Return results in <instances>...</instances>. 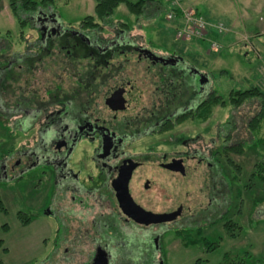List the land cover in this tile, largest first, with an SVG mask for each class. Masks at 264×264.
<instances>
[{"label": "flooded vegetation", "instance_id": "1", "mask_svg": "<svg viewBox=\"0 0 264 264\" xmlns=\"http://www.w3.org/2000/svg\"><path fill=\"white\" fill-rule=\"evenodd\" d=\"M119 23L105 38L99 32L44 22L31 47L25 42V52L12 57L7 71L0 69V116L20 121L35 137L23 153V166V156L9 158L14 160L0 177L17 178L50 166L63 191L57 215L65 233L59 243H68L65 237L74 221L77 231L89 234L88 240L75 236L71 243H99L86 264L93 263L98 247L106 252L108 264L116 249L127 254L126 243H153L160 250L166 221L176 226L174 231L200 228L209 242L218 243L220 236H208L236 215L222 206V199L224 165L231 163L226 154L240 143L234 135L225 138L223 123H216L214 135L206 137L208 104L224 105L211 75L179 56L146 48ZM45 55L56 59L50 82L32 79L42 70L39 61ZM99 55L104 62H98ZM253 117L246 128L254 143L249 127ZM192 120L203 124L202 133L182 132L165 140L164 145L183 149L157 150L163 145L158 141L162 134ZM181 179L186 185L183 209L172 207L169 218L161 221L165 217L158 212L159 183L175 185ZM121 200L131 207L130 213L121 208ZM45 213L51 214L49 208Z\"/></svg>", "mask_w": 264, "mask_h": 264}, {"label": "rangeland", "instance_id": "2", "mask_svg": "<svg viewBox=\"0 0 264 264\" xmlns=\"http://www.w3.org/2000/svg\"><path fill=\"white\" fill-rule=\"evenodd\" d=\"M184 3L183 6H188L187 1ZM193 4L214 20L209 22L202 15L207 22H224V33H213L214 41L222 47L219 51H209L201 41L178 40L175 37V29L165 20L163 10H156V7L154 9L151 2L147 3L145 14H141L137 20L129 14L124 4H120L105 20L99 33L108 38L111 35L108 33L114 30L119 22H123L127 27H121L131 36L138 37L139 43L146 48L165 55L179 56L186 63L202 69L201 72L211 75L214 89L223 96L225 102L222 106L216 103L209 105V133L206 137L214 135L216 123H223L225 138L228 134L234 135L235 143H240L243 148L242 155L227 153L232 164L225 162L224 165L223 190L226 200L222 199V206L236 212L233 232L229 236L219 225L213 234L208 236L212 239L220 236L214 249L208 250L204 243L185 247L175 237L176 226L166 221L164 227H161L163 243H158L160 250L156 249L153 243H126L127 254L122 253L121 249H116L117 255L111 257V264H193L197 259L201 264H224L226 256L242 253L248 254L247 264H264V185L257 176L252 175L254 165L264 162V145L256 141L250 142L252 136L246 128L247 120L258 112L259 101L262 99L246 101L235 109L226 101L228 94L236 89L256 86L264 92V0H196ZM93 6L94 0H53L49 6L42 7L38 14L32 16V23H26L21 33L20 25L9 10L8 0H0V69L7 71L12 57L24 53L27 44V47H31L29 43L34 42L37 37L39 25L53 22L58 26L80 29L79 23L85 16L92 15ZM153 10L158 13L154 14ZM27 15L28 13L23 14L24 17ZM34 50L36 51L35 46L32 51ZM129 61L134 63L132 59ZM39 63L43 65L42 70H36L32 79L42 77L52 81L50 78L56 72V59H47L45 55ZM46 65L48 66L43 71ZM231 114L235 117L231 118ZM19 124L20 121L9 119L7 115L0 116V171L6 172V166L9 169L15 157L23 156L24 151L32 147L34 133L27 132ZM201 127L203 124L195 123L194 120L179 123L168 134L159 137L158 141L163 145L157 150L164 152L183 149L180 146L164 145L165 140L182 132L190 135L202 133ZM228 127H233V131H228ZM251 131L255 140L264 138V121ZM49 141L50 139L43 141V148ZM13 157L10 162L9 158ZM21 158L19 167H22L27 159L25 156ZM10 172L11 170L7 171L8 174ZM56 177L50 166L33 168L17 178L11 175L0 177V195L7 208L6 214L0 212V264H86L94 247L99 244L71 243L75 236L88 240L89 232L82 231V234L77 231L78 223L75 221L71 223L73 226L65 237L68 243H59L65 231L64 227L59 225L57 215V204L63 198V191L59 190ZM183 180L181 179V183L174 182L175 185L159 183L158 212L160 217H165L164 220L169 218L172 207L174 210L183 209V198L186 196ZM197 185L196 180L192 185L193 192ZM198 197L196 201L200 200ZM202 201L205 205L206 200ZM68 202L69 200H66L64 205ZM173 202L175 206H172ZM226 202L228 204H225ZM46 208H49L51 214L45 213ZM18 211L30 216L31 220L27 225L19 222L16 216ZM86 214L87 212L84 213L85 217ZM83 235L86 237H82ZM120 244L123 243H115ZM100 245L104 246L105 243ZM135 249H138V252Z\"/></svg>", "mask_w": 264, "mask_h": 264}, {"label": "trees", "instance_id": "3", "mask_svg": "<svg viewBox=\"0 0 264 264\" xmlns=\"http://www.w3.org/2000/svg\"><path fill=\"white\" fill-rule=\"evenodd\" d=\"M151 1L152 0H138L136 2H132L130 0H94L92 15L85 16L79 23V28L85 31L99 32L103 28L105 24V20H107L114 13L116 8L120 4H124L129 14L133 15L134 18L137 20L141 14H145V12L147 11L146 8L147 3ZM52 2L53 0H8L9 10L12 16L14 17V19L16 20V22H18V25H20L21 33L26 23H32V19H31L32 16L38 14L42 7L49 6ZM156 6H154V9ZM156 9H159V11L160 10L164 11V8L161 9L156 7ZM25 13H28V15L24 17L23 14ZM119 24L121 26H124L125 28L127 27V25H125V23L123 22H120ZM97 58H98L97 60H99L98 62L101 63L104 62V58H105L104 55H99L97 56ZM257 98H261L262 100L259 101L258 112L253 117L252 121H250L249 127L251 129L256 128L261 121H264V92L256 86H250L249 88H245V89L232 90L228 94L226 99L229 105L233 109H235L241 107L246 101H250L252 99H257ZM224 102L225 99L223 98V103ZM210 104L211 103L208 104V107ZM208 110L209 108L207 109V111ZM255 141L256 143L262 142L263 144L264 138H259V139L257 138ZM228 149L234 152L235 154H240V155L243 154V148L241 144L230 147ZM231 164L232 163H230V165ZM252 175L257 176L261 181V183L264 185V162L256 163L254 165ZM0 212L4 214L7 213V208L4 205L1 195H0ZM16 216L22 225H27L31 220L30 216H27L22 211H18L16 213ZM234 225H235V221H228L224 225V229L226 230L227 235L229 236L232 235ZM174 232H175V237H177L182 242L181 244L185 247L200 245L201 243H204L205 246L208 247V250H211L214 249L215 246H217L216 242L213 243L209 242L204 237L200 228L191 227L180 230L177 229ZM1 245H2V241L0 240V247ZM247 261H248V254L242 253V254H236L235 256H228V257L226 256L223 260V263L247 264ZM201 263L202 262L199 259H197L196 261H194L193 264H201Z\"/></svg>", "mask_w": 264, "mask_h": 264}, {"label": "built area", "instance_id": "4", "mask_svg": "<svg viewBox=\"0 0 264 264\" xmlns=\"http://www.w3.org/2000/svg\"><path fill=\"white\" fill-rule=\"evenodd\" d=\"M166 9L164 17L170 23L175 22V37L182 41L204 40L208 43L209 51L220 50L219 44L208 35L209 29L221 34L225 31L221 21L209 23L205 18L191 7L182 5V0H165Z\"/></svg>", "mask_w": 264, "mask_h": 264}, {"label": "crops", "instance_id": "5", "mask_svg": "<svg viewBox=\"0 0 264 264\" xmlns=\"http://www.w3.org/2000/svg\"><path fill=\"white\" fill-rule=\"evenodd\" d=\"M153 1V2H152ZM151 1V3H153V5L154 6H156V4H157V6L156 7H158V8H164L165 7V1H163V0H152ZM185 1H187V5L188 6H190V7H193V8H195V9H197L198 10V12H200L202 15H204L205 17H206V19L209 21V22H214V20H211V17L210 16H206L205 14H203L193 3L196 1H194V0H183V4L185 5ZM157 10V9H156ZM153 11H155V10H153ZM154 14L155 13H158V11H155V12H153ZM174 24H175V22L174 23H171V26L174 28ZM213 33H216L215 31H214V29H209L208 30V35L212 38V39H214L213 38ZM217 34V33H216ZM197 41H201V42H203L204 44H206V46L208 47V44H207V42H205V41H203V40H197Z\"/></svg>", "mask_w": 264, "mask_h": 264}, {"label": "water", "instance_id": "6", "mask_svg": "<svg viewBox=\"0 0 264 264\" xmlns=\"http://www.w3.org/2000/svg\"><path fill=\"white\" fill-rule=\"evenodd\" d=\"M120 206H121V208L123 210H125V212L130 213L131 207H129V205L126 202V200H121V205ZM160 220L162 221L164 219L160 218ZM92 264H108V259L106 257V252L102 248H100V247L97 248V251H96V254H95V257L93 259V263Z\"/></svg>", "mask_w": 264, "mask_h": 264}]
</instances>
